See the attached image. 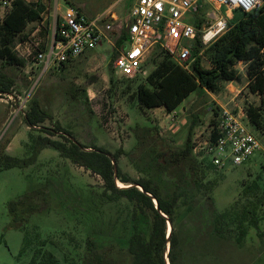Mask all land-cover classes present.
Masks as SVG:
<instances>
[{"label": "rangeland", "instance_id": "obj_1", "mask_svg": "<svg viewBox=\"0 0 264 264\" xmlns=\"http://www.w3.org/2000/svg\"><path fill=\"white\" fill-rule=\"evenodd\" d=\"M28 1L38 3L41 18L31 22L12 43V49L25 64L11 66L0 58V79L10 85L11 91L0 92V145L2 148L7 145L6 151L13 156L25 157L31 153L33 135H49L39 127L31 128L25 121V113L33 100L38 101L48 113L40 126L59 131L50 137L62 139L59 129H64L87 146L96 144L112 153L124 149L119 157V166L135 179L147 176L151 171L148 158L131 159L128 154L137 142V126H158L169 142L178 147L185 144L192 116L201 115L193 131V142L200 148L201 142L208 137L212 108L226 106L236 109L243 106L247 109L250 104L260 105V96L250 91L246 65L242 62L236 65L243 74L241 81H223L217 92L207 89L194 91L176 108L177 120L172 119L164 106L146 108L140 105L136 91L147 76L132 79L116 74L112 59L116 50L107 40L92 50L89 58L81 56L63 67L46 69L37 55L50 46L57 34L56 23L67 6L79 7L89 16L110 10L124 17L134 0ZM214 8L212 0L202 1L197 17L201 29L207 28L214 20ZM5 13L6 9L0 4V27ZM222 13H229V19H232L240 14V10L223 8ZM117 35H109L115 44ZM156 51L154 48L148 57L150 71L162 59ZM203 60L208 66L206 59ZM262 112L264 123V109ZM249 126L263 149L244 164L217 170L208 168L203 184L200 183L203 192L204 186L211 182L215 213L206 215L198 208L199 201H195L191 209L183 198L175 221L167 223L168 230L172 227V231L180 235L183 248L181 264H264V242L257 235V228L251 224L258 221L259 228L264 230V199L256 213H250L249 217L242 213L264 194L261 187H254L255 183L264 185V127L258 128L252 123ZM194 152L199 158L205 156L202 150ZM118 183L124 185L120 181ZM41 187L47 190L48 200L42 210L29 215L25 227L29 239H34V253L24 246L25 229L11 224L8 204ZM102 191L103 181L99 175L74 164L52 147L42 149L33 165L1 170L0 264H37L47 252L53 253L59 264H81L87 250V239L94 233L114 236L126 245L135 223L149 232L152 224L149 209H142L125 198L110 201ZM134 210L137 211L136 221ZM218 213L225 214L222 219L223 243L240 250L238 261L230 254L227 257L217 254L221 244L215 234L213 219ZM243 230L245 234L240 241L237 238ZM33 255L37 262L33 263Z\"/></svg>", "mask_w": 264, "mask_h": 264}, {"label": "trees", "instance_id": "obj_2", "mask_svg": "<svg viewBox=\"0 0 264 264\" xmlns=\"http://www.w3.org/2000/svg\"><path fill=\"white\" fill-rule=\"evenodd\" d=\"M37 2L28 0H12V7L5 15L2 24V46L0 58L11 66L24 65V61L17 56L12 49L14 38L26 30L31 22L41 18V9ZM239 15L229 20L228 29L209 45L204 46L200 37L196 38L192 55L191 70H188L175 62L172 56L164 50L157 48L156 54L162 57L161 61L145 78L146 80L137 87V98L143 107L153 108L164 106L169 112L176 109L191 93L201 89L217 92L223 81H241L243 74L236 67L242 62L246 65L249 78V88L252 93L260 96V105L256 107L250 104L247 107L249 123L262 128L264 109V4L251 11L241 9ZM200 27V23L197 22ZM125 35L117 39V44L124 42ZM116 53L112 55L115 59ZM208 66L204 64V60ZM63 63L60 67L65 66ZM112 79V78H111ZM135 79V78H132ZM0 92L10 93V85L0 79ZM219 107L212 113L210 124L216 122ZM200 115V114H199ZM201 116V115H200ZM200 116L193 115L185 144L173 146L161 133L158 126H137L135 133L137 142L128 153L131 159L137 157L148 158L151 165L150 174L135 179L125 173L119 166V157L125 151L119 149L115 153L102 146L92 144L87 146L72 139V133L61 130L62 139H54L59 131L40 126L48 117V113L40 103L33 100L25 113V121L31 126H40L41 131L46 130L49 135L39 134L32 136L31 153L25 157H16L6 151L7 145H0V171L14 167L26 168L33 165L40 151L46 147L57 149L60 154L69 158L73 163L84 167L92 174L99 175L103 181L102 195L110 200L127 199L133 201L142 209H149L152 213V224L146 233L139 224H134L126 245L110 235L94 233L87 239V250L81 264H168L165 254L167 243L170 242L168 253L171 264H181V238L179 233L171 232L167 235L168 220L175 221L178 208L183 198H186L189 208H194V202L199 201L198 208L206 215L215 213L214 199L211 195L212 184L208 182L204 191L200 190L207 170L217 166L204 156L199 158L194 152L193 131L198 124ZM53 132H51V131ZM90 148V149H89ZM113 160L117 165V171ZM118 180L125 186H119ZM140 185L144 190H141ZM203 186V185H202ZM255 188L264 185L255 183ZM47 190L45 187L34 189L25 193L19 199L11 200L8 204L11 224L20 229H25V248L35 253L34 239H29L25 228L31 213L42 210L47 202ZM154 198L158 201L156 208ZM264 194L242 211L244 217L250 213H256L262 204ZM224 213H218L214 217L215 234L221 246L217 254L222 256L230 254V257L241 258L239 249L231 245L226 246L222 219ZM135 221L137 211L134 210ZM249 220V219H248ZM257 228V235L264 242V230L259 228L258 221L251 222ZM243 233V234H242ZM238 236L243 241L245 231ZM191 244V243H190ZM223 245V246H222ZM33 255V263L37 262ZM53 253H44V259L37 264H59ZM32 264V263H31Z\"/></svg>", "mask_w": 264, "mask_h": 264}, {"label": "built area", "instance_id": "obj_3", "mask_svg": "<svg viewBox=\"0 0 264 264\" xmlns=\"http://www.w3.org/2000/svg\"><path fill=\"white\" fill-rule=\"evenodd\" d=\"M202 1L134 0L124 17L110 10L89 16L79 7L69 5L56 23V36L46 51L38 53L37 59L46 69L60 67L95 50L107 40L116 50L113 61L116 74L129 78L148 76L151 72L148 57L154 48L164 50L175 62L191 70L196 38L199 36L201 43L207 46L228 29L229 13L223 14V8L248 12L264 4V0H212L214 20L201 29L197 17ZM0 4L6 9V15L12 0H0ZM107 16L110 19H106ZM113 33L119 34L117 39L125 35L119 46L117 41L115 44L110 40L109 35ZM170 114L177 120L176 109ZM215 118L216 122L209 124L208 137L201 142L200 148L194 141V151L202 150L219 169L244 164L263 149L249 126L245 107L220 106Z\"/></svg>", "mask_w": 264, "mask_h": 264}, {"label": "flooded vegetation", "instance_id": "obj_4", "mask_svg": "<svg viewBox=\"0 0 264 264\" xmlns=\"http://www.w3.org/2000/svg\"><path fill=\"white\" fill-rule=\"evenodd\" d=\"M28 125V124H27ZM31 127V126H30ZM34 127H40V126H34ZM34 127H31V128H34ZM60 132H61V130H60ZM62 133V132H61ZM60 133V134H61ZM58 134V133H57ZM72 139H74V141H78L73 135H72ZM80 142V141H79ZM96 145V144H95ZM90 149V148H89ZM112 153V152H111ZM115 153V152H114ZM69 159V158H68ZM113 162H115V160H113ZM75 164V163H74ZM114 165H115V169L117 168V165H116V163H113ZM79 166V165H78ZM117 171V170H116ZM118 182H119V180H118ZM121 182V181H120ZM123 183V182H122ZM124 184V183H123ZM118 185L119 186H125V184L124 185H120L119 183H118ZM138 187L141 189V186L140 185H138ZM142 190V189H141ZM144 190V189H143ZM156 199L154 198V203L156 204ZM158 202V201H157ZM158 209V208H157ZM169 221V220H168ZM169 234V230H167V235ZM167 245H168V249H169V251H170V247H169V245H170V242H168L167 243ZM169 251L167 252V250H166V254H165V257H166V260H167V263L168 264H171V262H170V260H168V253H169Z\"/></svg>", "mask_w": 264, "mask_h": 264}, {"label": "water", "instance_id": "obj_5", "mask_svg": "<svg viewBox=\"0 0 264 264\" xmlns=\"http://www.w3.org/2000/svg\"><path fill=\"white\" fill-rule=\"evenodd\" d=\"M113 163H115V162H113ZM116 170H117V168H116ZM141 189L143 190V188L141 187ZM156 202V208H158L159 209V205H158V202H157V200L155 201ZM169 223H171V221L169 220ZM171 229L169 230V234H168V238L170 237V235H171V232H172V227H170Z\"/></svg>", "mask_w": 264, "mask_h": 264}, {"label": "crops", "instance_id": "obj_6", "mask_svg": "<svg viewBox=\"0 0 264 264\" xmlns=\"http://www.w3.org/2000/svg\"><path fill=\"white\" fill-rule=\"evenodd\" d=\"M229 16H230V15H229ZM90 53H91V51H90L89 53H86V54L82 55V56H84L85 58H87V57L89 58V57H91V55H92V54H90ZM181 104H182V103H181ZM181 104H180V105H181ZM180 105H179V106H180ZM179 106H178V107H179Z\"/></svg>", "mask_w": 264, "mask_h": 264}]
</instances>
